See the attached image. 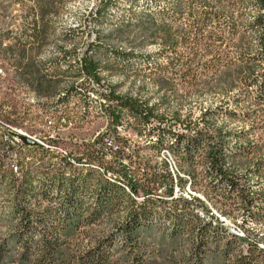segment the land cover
Here are the masks:
<instances>
[{"label": "trees", "instance_id": "16d2710c", "mask_svg": "<svg viewBox=\"0 0 264 264\" xmlns=\"http://www.w3.org/2000/svg\"><path fill=\"white\" fill-rule=\"evenodd\" d=\"M37 4L41 28L33 19L31 37L40 40L47 28L44 16L52 12L56 0H37ZM248 12L253 13L250 21L245 18ZM143 15L160 45L171 50L181 46L186 50L185 57L177 54L172 59L183 58L191 64L197 61V65L216 71L221 67L227 70L238 67L235 80L240 84L239 94L232 103L224 102V106L234 115L241 105L238 98L249 100L242 107L244 115L255 113L246 120L262 129L257 138L262 143L255 145L247 132L232 135L210 121L194 125L190 119H180L177 112L175 123L183 124L184 132L175 125L161 126L164 119L159 117V124L152 126L155 108L148 106L146 100L120 94L110 85L106 94L91 87L89 79L101 83L100 72L108 70V66L101 67L84 54L72 65L78 75L75 78L81 80L74 79L60 90L63 95L58 97L60 91L50 92L51 81L39 73L33 59L29 58V62L22 59L18 68L25 73L28 85L38 96L52 101L47 114L68 117L72 101L82 116L90 113L98 98L108 99V103L100 104V112L108 123L92 142L75 143L69 152L79 163H95L90 165L93 167L82 165L77 169L67 156L53 170L40 167L39 175L21 159L23 168L18 176L11 167L10 131L0 127V196L5 200L0 213L10 222L8 235L0 240V264H264V249L257 246L255 239L258 236L245 239L244 252L242 239L230 236L212 216L200 217L197 206L191 202L182 198L164 200L162 193L172 195L174 179L167 165L157 162L159 151L169 149L179 159L178 164L189 172L193 188L199 185L200 191L214 203L213 199L221 203L234 201L242 214L241 227H248L247 236L259 229L250 222L264 223V213L249 211L256 199L264 208V191L252 192L241 185L238 176L229 172L226 165L229 160L256 152L264 145V117L260 113L264 110V0H173L156 12L145 11ZM7 49L12 51L10 46ZM127 52L106 49L114 69L139 71L132 53ZM19 54L20 58L25 57V49L19 50ZM192 73L196 75L195 71ZM29 75L33 77L29 79ZM233 82L223 84V88L233 91ZM208 112L211 111H204L202 116ZM20 114L8 111L0 100V115L8 125L16 126L28 119L24 113ZM129 118L133 119L136 131L148 130L147 135L154 140L131 146L120 135L129 128ZM45 155H48L45 150L27 147L22 158L42 159ZM252 170L264 175V164L256 163ZM178 184L183 186L185 180L179 178ZM139 194L143 196L140 202L136 200ZM94 223L104 225L95 239L87 244L80 240L70 247V238L82 227ZM103 227L107 229L104 231ZM157 257L162 261L157 262Z\"/></svg>", "mask_w": 264, "mask_h": 264}, {"label": "rangeland", "instance_id": "374dc122", "mask_svg": "<svg viewBox=\"0 0 264 264\" xmlns=\"http://www.w3.org/2000/svg\"><path fill=\"white\" fill-rule=\"evenodd\" d=\"M172 1L56 0L52 12L44 16L43 24L47 28H45L44 36L39 40L31 37L33 19L38 21L41 28L37 0H0V68L3 71L0 73V100L8 111L24 113V116L28 118L19 122V126H12L8 125L0 115V127L10 129L11 132L20 131L29 139H33V136L35 138L45 136L47 139L56 140V145L62 147L64 142L68 143L69 141H72V146L75 143L89 142L97 132L105 130L108 123L107 117L101 114L97 100L92 103L87 117L79 115L77 107L74 105L75 102L70 101L68 107L72 113L70 112V116L68 115L70 121L67 125L61 128L60 124L63 122L58 121L55 114L53 115L54 130L47 129L44 118L46 119V109L52 105V101L45 96H38L26 82V77L24 78L26 75L22 74L23 70L18 68L20 60L29 62V58L33 59V63L40 69L39 73L45 74V79L51 81L50 92L57 93L75 81L74 79L78 75L72 65H75L77 57L80 61L84 54L87 58L100 64L101 67L108 66V70L100 72L103 88L109 89L110 85L115 87L120 94L146 100L148 106L155 108L156 118L151 119L152 126L159 124L157 117L164 119L161 124L163 127L183 125L180 122L175 123L174 113L177 112L180 119H190L194 125H203L204 121H210L211 125L223 127L232 135L247 132L248 139L255 145H260L262 142L257 138L262 129L248 124L247 121L250 120H246V118L254 117L255 113L245 116V110L242 108L249 100L243 97L238 98L241 105L235 109L234 115L228 113L224 106V102L232 103L239 94L240 84L235 80L238 76V67L233 66L228 70L221 67L216 71L214 68L207 69L202 64L197 65V61H193L191 64L183 58L179 61L174 60L172 57L175 58L177 54H183L185 57L186 50L181 46L176 50H171L168 46L163 47L159 43L157 34L152 33L153 27L150 26L143 13L145 11L156 12ZM243 1L248 2L249 0ZM33 8L36 9L35 12L32 10ZM153 16L157 17V15ZM252 16L253 13L248 12L245 18L250 21ZM40 28L38 27V29ZM9 46L12 51L7 49ZM22 48L25 49V57L20 58L19 50ZM110 48L132 53V61L137 63L138 68L136 69L139 71L130 69L123 72L119 68L114 69L112 59L106 55V49ZM66 55L68 56L66 57ZM171 62L179 65L173 66ZM187 66L190 68L188 69ZM187 69L189 73L186 74ZM192 71H195L196 75ZM215 72L217 73L215 74ZM32 77L29 75V79ZM233 80L235 81L233 82ZM229 82H233V91L223 88V84ZM61 92L63 91H60L56 96L58 97ZM227 109H231V107ZM204 111L211 112L203 117ZM260 113L264 117V110H261ZM128 121L129 128L120 135L127 138L131 146L137 143L147 144L149 143L146 141L148 139L154 140L152 135H147L148 130L136 131L132 118H129ZM177 130L184 132L181 127H177ZM232 135L229 139L233 144L235 140ZM261 147L256 152L231 159L226 164L228 171L238 176L239 183L247 186L252 192L264 191V175L254 174L252 170L256 163L264 164L262 163L264 162V145ZM17 150L23 154L26 148H17ZM51 151L49 152L51 159L48 155L42 159L33 156L31 159L38 161V164L31 165L29 162L24 164L29 165L33 173L40 175V167L46 169L47 165H60V153ZM166 158L171 162L172 169L176 172L173 161L166 153L157 158V162ZM173 159L176 164L180 163L175 155ZM16 162L21 163V156H14V163ZM182 170L189 173L185 168ZM198 170L200 168H197ZM18 172L20 173V170ZM195 187L199 190L201 188L199 185H195ZM192 192L189 188H185L181 192L176 191L177 194L181 193L185 198L194 195ZM195 193L197 195V192ZM196 195L194 197L197 198ZM161 196L164 194L162 193ZM138 199L139 202L142 201L141 196ZM213 200L215 203L212 200L211 203L218 212L220 210L227 212L222 226L227 228L231 224L241 223L242 214L241 211H237L234 201L221 203ZM4 201L0 196L1 207L4 205ZM260 203V200H254L249 208L250 213H264V208H261ZM250 223L253 227L259 226L257 233H253L254 237H263L262 224ZM102 226L93 224L90 227H82L79 233L72 237L73 239L70 238V247L80 240L83 244L94 240ZM9 229L10 222L0 213V240L8 235ZM106 229L107 227L104 228V231ZM248 238L253 239L252 236H248ZM243 242V246H245L247 241L243 240ZM160 260V257L156 258L157 262ZM6 264L14 263L6 262Z\"/></svg>", "mask_w": 264, "mask_h": 264}, {"label": "bare ground", "instance_id": "6f19581e", "mask_svg": "<svg viewBox=\"0 0 264 264\" xmlns=\"http://www.w3.org/2000/svg\"><path fill=\"white\" fill-rule=\"evenodd\" d=\"M80 80L81 79L79 78L77 81H80ZM89 83H90L91 87L94 90H99L100 92L105 93V94L106 93H109V89H107V87L106 88H103L102 87V84H103L102 81H101L100 85H96V83L92 79H89ZM59 95H63V92H61ZM97 102H98L99 106H100L101 103H105V102L108 103L105 99H99V98L97 99ZM65 126L66 125H64V127ZM98 133H100V132H97L96 135H98ZM31 145H33V146H31ZM17 146H18L17 148L36 147L37 149L47 151L48 152V156H49V154H51L49 152L53 149L52 147L48 146L44 141H33V143H26L24 141H18L17 142ZM165 153L171 158V160L173 161L174 166L176 168V172H175L172 169L171 162L167 158L166 159H160L162 162H164L167 165L168 170H169V172L171 173V175H172V177L174 179L173 180V186H172L173 187V189H172V195L169 196V199H176L177 196H180V198L185 199V200L191 202L193 205H195V207L197 206L198 213H199V216L200 217L212 216L215 220H217L222 225V222L225 221V218L227 217L226 216L227 214H225L221 210H220V212H218L217 209L211 203V200H209L208 197L202 191H200V190L195 189V188L192 187V184H191V176L188 173H186L184 170H182L178 166V164H176V162L173 159V156H171V152L169 151V149H167V148L161 149L159 151V156L157 158H160L161 155H165ZM82 165H83V167H86L87 164H84L83 161L81 163H79V161H77V167L78 168H81ZM87 166H90V165H87ZM90 167H93V166H90ZM13 171H14V168H13ZM14 172L16 173V171H14ZM18 174H19V172H18ZM69 174H70V172L66 173V176L68 177ZM179 178L185 180V184L183 186H181L180 184H178V179ZM185 188H189L190 190H192L193 191L192 194H194V195H196L195 192H197V195L196 196H198V197L196 198V197H194V195H191V196H188V198H185V197H183L181 195V193H178V194L176 193V191L181 192L182 190H185ZM138 198L139 197L136 198L137 201H139ZM206 200L209 203H206L207 202ZM233 227H234L233 224H231L230 227H227V228L225 227V229L230 234V236L232 235V236H234L236 238L245 240L244 239L246 237L245 233H241V232H239V230L234 229ZM262 249H264V248H262Z\"/></svg>", "mask_w": 264, "mask_h": 264}, {"label": "built area", "instance_id": "2783aa9c", "mask_svg": "<svg viewBox=\"0 0 264 264\" xmlns=\"http://www.w3.org/2000/svg\"><path fill=\"white\" fill-rule=\"evenodd\" d=\"M2 72H3L2 68H0V73H2ZM89 78H91V77H89ZM96 85H100V83L96 82ZM107 101H108V99H107ZM89 105L90 104H88V106ZM87 115H89V114H82V116H84V117H87ZM58 121L63 122V123L60 124V126H61V128H64V125H67V123L70 120L68 119V117H66V118H58ZM44 123H45L47 129H51L52 131L54 130V127H55L54 116L47 115L46 119L44 118ZM177 127H181L183 129L185 126L184 125H178ZM8 130L10 131V129H8ZM9 133H10L9 141H10V144L13 146L11 167L14 168V171H16V175L18 176V170L21 169L22 165L20 163H14V156H21V159L24 160L23 162H29V164H31V165L32 164H38V161L32 160L31 156H27V157H25L23 159L21 151L17 150V142L18 141H23V140L20 139V136H27V135L22 134L20 131H12V132L10 131ZM48 135H50V134H48ZM6 138H8V137L6 136ZM32 138H33L32 139L33 141H44L48 146L53 148V153H60V165L62 163L63 158L68 156L66 159L69 160L70 163L74 167H76L78 169V167H77V159L75 158V156H73V155H71L69 153L70 150H71V147H72V143H71L72 141H69L68 143L64 142V146L62 147V146H57L56 145V140L50 139V138L47 139L45 136L44 137H40L39 136L37 138L32 137ZM83 143H88V142H82V144ZM171 156H174V154L171 153ZM82 159H84V158H82ZM89 165H96V164L95 163H89ZM57 166L58 165H47L45 168H55ZM180 166H181V164H180ZM181 167H182V169L184 168L183 166H181ZM68 171H70V170H68ZM107 173H109V172H107ZM139 195L142 196V194H139ZM162 197H163L164 200L170 202L169 201V196H162ZM178 198H180V196H177V199ZM142 200H143V196H142ZM94 225H95V223H94ZM261 226L263 227V233H264V223L263 222H262ZM233 228L239 230V232H241V233H245V235L247 237V240L249 239L248 236H247V233L245 231L247 228L246 227H241L240 222L235 223ZM251 236L253 237L254 235H250L249 234V237H251ZM255 239L257 241V246L259 248H264V234H263V237H255ZM245 247L246 246H244V252H245Z\"/></svg>", "mask_w": 264, "mask_h": 264}, {"label": "water", "instance_id": "95a60500", "mask_svg": "<svg viewBox=\"0 0 264 264\" xmlns=\"http://www.w3.org/2000/svg\"><path fill=\"white\" fill-rule=\"evenodd\" d=\"M20 138H21L24 142H26V143H33V140H32V139H29V138H27V137H25V136H20Z\"/></svg>", "mask_w": 264, "mask_h": 264}]
</instances>
